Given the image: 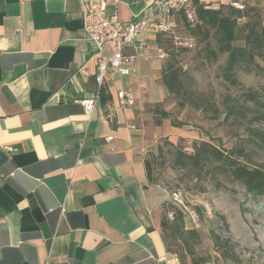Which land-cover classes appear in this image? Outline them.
<instances>
[{"label":"crops","instance_id":"obj_1","mask_svg":"<svg viewBox=\"0 0 264 264\" xmlns=\"http://www.w3.org/2000/svg\"><path fill=\"white\" fill-rule=\"evenodd\" d=\"M153 1L112 0L107 13L138 21ZM233 1L199 0L215 9ZM243 1L264 20V0ZM158 35L147 36L148 58L133 73L107 76L104 100L79 0H0V264L179 259L162 229L170 192L149 182L145 160L193 132L161 114L172 97ZM122 90L135 102L113 108Z\"/></svg>","mask_w":264,"mask_h":264},{"label":"rangeland","instance_id":"obj_2","mask_svg":"<svg viewBox=\"0 0 264 264\" xmlns=\"http://www.w3.org/2000/svg\"><path fill=\"white\" fill-rule=\"evenodd\" d=\"M179 18L178 34L193 37L194 46L185 48L173 41L183 89L179 99L170 100V112L193 136L178 146L162 142L164 156L151 164L155 182L170 194L177 190L183 194L185 213L169 200L174 216L168 220L181 218L182 229L196 230L188 239L194 256L181 240L172 246L181 264H264V199H253L240 182L203 162L189 165L176 153L178 147L192 153L204 141L234 151L240 161L264 170V75L237 68L235 81H230L224 72L226 55L218 45L194 35Z\"/></svg>","mask_w":264,"mask_h":264},{"label":"trees","instance_id":"obj_3","mask_svg":"<svg viewBox=\"0 0 264 264\" xmlns=\"http://www.w3.org/2000/svg\"><path fill=\"white\" fill-rule=\"evenodd\" d=\"M192 2L197 17L196 23L190 24L182 13L180 16L184 18L194 35L200 36L202 40L208 41L209 44L215 42L218 45V51L226 55L224 67L226 77L234 82V72L237 68L246 71L256 70L264 75V20L261 12L253 8L239 10L232 5H221L215 9L206 7L199 0H192ZM164 36H167L165 37L167 40L164 39ZM157 39L160 47L168 53V58H165L163 67V82L168 87L170 96L179 99L180 92L183 89L181 68L177 66L179 52L173 46V39L170 36L159 34ZM166 42L167 46L165 45ZM105 93V89H102L101 94L104 100ZM161 114L164 117L171 116L174 125H183V123L172 117L171 112L162 111ZM163 142L172 144L168 140ZM176 153L182 161L188 160L189 165L202 164L203 162L204 165H209L225 177L240 182L247 193L252 195L253 199H264V170L240 161L234 151L226 152L217 146L202 141L195 146V151L192 153H187L179 147L176 149ZM163 156L164 147L161 144L158 153H150L145 160L148 179L152 184L157 182L154 181L151 162ZM173 205L179 207L180 211L185 213V210L179 205L175 203ZM169 211L167 204L162 218V229L169 247L177 253L172 246L173 241L181 240L188 247V239L196 233V230L182 229L179 226L181 218L178 217L175 218L174 223L169 222ZM187 249L193 257V249L191 247Z\"/></svg>","mask_w":264,"mask_h":264},{"label":"built area","instance_id":"obj_4","mask_svg":"<svg viewBox=\"0 0 264 264\" xmlns=\"http://www.w3.org/2000/svg\"><path fill=\"white\" fill-rule=\"evenodd\" d=\"M83 11L84 29L91 43V54L96 61V82L100 96V90L104 86L105 79L110 74L129 75L134 72L136 62L139 58H148L146 38L151 34H165L170 36L174 44L185 48L194 46L191 36H180L178 27L181 13L190 24H195L197 17L192 0H154L146 5L147 15L138 21H122L116 14L109 15L107 6L112 0H79ZM232 6L239 10H245L243 0H234ZM113 45L110 54H105V48ZM129 46L139 49L137 53L127 52ZM160 57L165 58L166 53L160 50ZM84 75H88L86 65L80 68ZM95 99L84 100L82 103L87 112H90L95 104ZM135 102L132 91L122 90L118 94V102L114 107H129ZM112 108V109H113ZM112 109L107 113V119L114 121ZM170 201L179 205L185 211L187 205L184 202L181 190L170 194ZM168 216L173 218L174 212L169 211ZM167 264H180L177 256L168 258Z\"/></svg>","mask_w":264,"mask_h":264}]
</instances>
